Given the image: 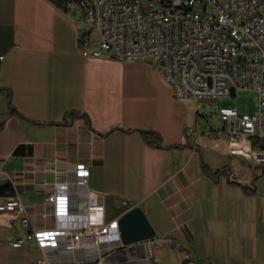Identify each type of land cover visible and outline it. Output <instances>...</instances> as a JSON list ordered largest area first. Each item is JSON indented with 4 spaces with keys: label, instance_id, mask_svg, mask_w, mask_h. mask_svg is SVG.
Masks as SVG:
<instances>
[{
    "label": "crops",
    "instance_id": "0c3cea01",
    "mask_svg": "<svg viewBox=\"0 0 264 264\" xmlns=\"http://www.w3.org/2000/svg\"><path fill=\"white\" fill-rule=\"evenodd\" d=\"M86 31L79 7L0 0V264H264V165L198 131L153 60L84 55ZM71 111L86 115L50 123ZM141 129L157 131L162 146ZM202 160L231 167L245 186L212 179ZM60 183L73 213L100 195L104 223L141 206L155 238L98 246L84 236L69 248L48 201ZM13 196L54 235L50 246L8 208Z\"/></svg>",
    "mask_w": 264,
    "mask_h": 264
},
{
    "label": "built area",
    "instance_id": "2783aa9c",
    "mask_svg": "<svg viewBox=\"0 0 264 264\" xmlns=\"http://www.w3.org/2000/svg\"><path fill=\"white\" fill-rule=\"evenodd\" d=\"M63 2L64 10L82 9L87 31L81 47L86 56L107 53L121 61L155 59L178 98L219 99L236 97L241 90L255 91V113L240 105L219 106L218 126L204 130L210 137L228 140L253 165H264V0ZM195 131V127L188 129ZM99 197L95 194L84 202L81 213L71 211L68 184H58L48 198L57 227L68 236L69 248L78 247L84 236L98 246L110 239L122 243L117 219L100 220L104 204ZM8 208L21 210L23 224L40 247L50 246L54 235L34 227L19 196L11 198ZM46 262L42 258L38 264Z\"/></svg>",
    "mask_w": 264,
    "mask_h": 264
},
{
    "label": "rangeland",
    "instance_id": "374dc122",
    "mask_svg": "<svg viewBox=\"0 0 264 264\" xmlns=\"http://www.w3.org/2000/svg\"><path fill=\"white\" fill-rule=\"evenodd\" d=\"M81 9V8H80ZM82 12V9H81ZM153 60L156 64L155 59ZM185 103L192 113V123L201 131L207 128L209 125L218 126V116L216 108L219 106H238L244 110L245 107L247 111L251 114L258 110L256 105V92L252 90H241L236 97H220L219 99H197V98H185ZM110 207H107L106 214L109 215ZM112 211V209H111Z\"/></svg>",
    "mask_w": 264,
    "mask_h": 264
},
{
    "label": "water",
    "instance_id": "95a60500",
    "mask_svg": "<svg viewBox=\"0 0 264 264\" xmlns=\"http://www.w3.org/2000/svg\"><path fill=\"white\" fill-rule=\"evenodd\" d=\"M121 241L125 245L152 240L156 229L144 209L136 205L117 219Z\"/></svg>",
    "mask_w": 264,
    "mask_h": 264
},
{
    "label": "trees",
    "instance_id": "16d2710c",
    "mask_svg": "<svg viewBox=\"0 0 264 264\" xmlns=\"http://www.w3.org/2000/svg\"><path fill=\"white\" fill-rule=\"evenodd\" d=\"M52 1L61 8L64 6L63 0H52ZM66 11H69V10H66ZM20 115L22 116V114ZM85 115H86L85 112L71 111L67 114L66 119L64 121H57V122H50V123L52 124H71L74 118L78 116H85ZM88 122L90 123L89 119H88ZM129 131H132V130H129ZM141 131L144 133L145 139L147 140L148 143L162 146V137L157 131L150 130V129H143V130L141 129ZM202 167H203V170L206 172V174H208V176H210L214 180H218L221 177L226 176L229 178L231 182L245 186L242 182H240L234 177L235 176L234 171L229 166H223L221 168L214 169L205 160H202Z\"/></svg>",
    "mask_w": 264,
    "mask_h": 264
}]
</instances>
